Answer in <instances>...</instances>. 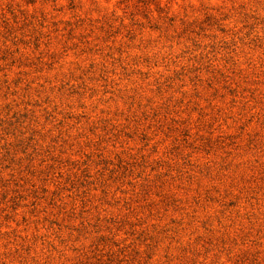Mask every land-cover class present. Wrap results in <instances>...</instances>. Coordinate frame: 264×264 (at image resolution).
<instances>
[{
	"label": "rangeland",
	"instance_id": "1",
	"mask_svg": "<svg viewBox=\"0 0 264 264\" xmlns=\"http://www.w3.org/2000/svg\"><path fill=\"white\" fill-rule=\"evenodd\" d=\"M0 264H264V0H0Z\"/></svg>",
	"mask_w": 264,
	"mask_h": 264
}]
</instances>
